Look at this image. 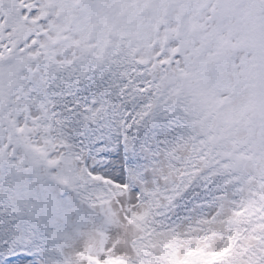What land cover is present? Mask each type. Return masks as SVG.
<instances>
[{
	"label": "snow or ice",
	"instance_id": "snow-or-ice-1",
	"mask_svg": "<svg viewBox=\"0 0 264 264\" xmlns=\"http://www.w3.org/2000/svg\"><path fill=\"white\" fill-rule=\"evenodd\" d=\"M0 264H264V0H0Z\"/></svg>",
	"mask_w": 264,
	"mask_h": 264
}]
</instances>
